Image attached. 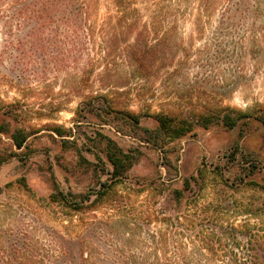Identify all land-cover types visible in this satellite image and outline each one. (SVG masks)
I'll return each instance as SVG.
<instances>
[{
	"label": "rangeland",
	"instance_id": "1",
	"mask_svg": "<svg viewBox=\"0 0 264 264\" xmlns=\"http://www.w3.org/2000/svg\"><path fill=\"white\" fill-rule=\"evenodd\" d=\"M32 2L24 0L19 14L6 6L0 19V207L11 211L7 220L41 217L58 228L42 214L44 199L53 184L81 194L97 187V177L106 179L101 134L142 153L128 172L132 190L139 182L182 189L184 178L200 172L190 202L217 207L223 222L264 226L258 122L250 118L232 130L195 127L159 149L117 132L121 122L81 104L105 96L117 109L141 115V127L149 129L157 125L148 116L159 112L264 109L261 0H90L78 18L70 0H55L49 11ZM56 129L67 133L59 137ZM17 131L29 134L21 149L12 139ZM145 199L140 193L133 201L141 206Z\"/></svg>",
	"mask_w": 264,
	"mask_h": 264
},
{
	"label": "trees",
	"instance_id": "2",
	"mask_svg": "<svg viewBox=\"0 0 264 264\" xmlns=\"http://www.w3.org/2000/svg\"><path fill=\"white\" fill-rule=\"evenodd\" d=\"M54 1L34 0L32 6L49 11L56 5ZM23 2L0 0V19L6 6L19 14ZM261 2L264 4V0ZM69 7L78 18L88 13L91 4L90 0H70ZM80 22L81 18L75 24ZM141 61L136 59L137 67L143 66ZM81 104L90 114L98 111L121 122L117 132L159 149L195 127L208 129L221 124L232 130L250 118L264 127V109L253 113L220 110L200 115L159 112L148 116L157 125L149 129L141 127V115L117 109L105 96H89ZM83 109L79 107L77 112ZM55 133L62 137L67 132L56 129ZM99 137L103 163L110 167L106 179L101 181L94 172L97 187L81 194L65 193L53 184L52 192L44 199L46 208H42V214L52 223L57 222L58 228L47 225L41 217L28 223L22 218L7 220L11 211L0 207V264H264V226L223 222L218 218L217 207L190 202L194 187L202 179L200 172L184 178L182 189L165 191L150 187L153 183L139 182V188L132 190L127 186L131 185L128 172L142 153L137 148L124 150L101 134ZM28 138L29 134L22 131L12 136L17 149L23 148ZM82 163L91 164L84 159ZM155 181L163 185L160 178ZM21 183L29 197L26 182ZM9 187L6 185L5 189ZM140 193H146V199L136 206L133 199ZM29 199L33 200L31 196ZM51 209L57 212L54 218Z\"/></svg>",
	"mask_w": 264,
	"mask_h": 264
}]
</instances>
